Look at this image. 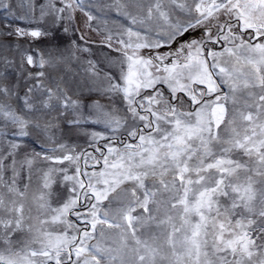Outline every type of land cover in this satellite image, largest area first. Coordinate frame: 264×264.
Listing matches in <instances>:
<instances>
[{
  "label": "snow or ice",
  "instance_id": "6c2138e0",
  "mask_svg": "<svg viewBox=\"0 0 264 264\" xmlns=\"http://www.w3.org/2000/svg\"><path fill=\"white\" fill-rule=\"evenodd\" d=\"M0 264H264V0H0Z\"/></svg>",
  "mask_w": 264,
  "mask_h": 264
}]
</instances>
